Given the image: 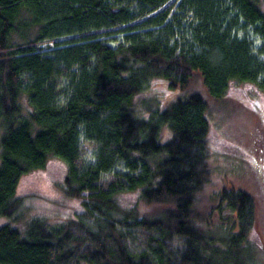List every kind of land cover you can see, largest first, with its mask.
<instances>
[{"label": "trees", "instance_id": "trees-1", "mask_svg": "<svg viewBox=\"0 0 264 264\" xmlns=\"http://www.w3.org/2000/svg\"><path fill=\"white\" fill-rule=\"evenodd\" d=\"M170 1L0 0V218H23L19 181L52 157L86 208L0 227V264H262L250 194L223 189L207 215L196 208L211 177L207 114L226 108L231 82L264 93V49L239 35L264 40V13L258 0H181L192 44L180 48ZM159 80L182 95L139 107ZM258 124L250 150L264 188Z\"/></svg>", "mask_w": 264, "mask_h": 264}, {"label": "rangeland", "instance_id": "rangeland-1", "mask_svg": "<svg viewBox=\"0 0 264 264\" xmlns=\"http://www.w3.org/2000/svg\"><path fill=\"white\" fill-rule=\"evenodd\" d=\"M180 3L181 0H171L162 11L170 10L168 23L172 25L175 35L171 39V44L176 43L178 47L184 48L192 44L189 34L191 24L187 22L185 14H182ZM258 3L264 13V0H258ZM239 35L248 37L255 52L264 49V40L256 36L252 30L244 33L240 29ZM163 37L167 39L168 35L163 34ZM259 57L264 59V56ZM182 93L170 90L165 81L159 80L148 93L138 96L136 102L140 107L145 100L156 98L164 105ZM207 118L210 124L208 142L212 154L209 161L211 177L198 197L196 209L207 215L209 210L215 207L216 194L223 189L242 190L250 194L255 201L256 219L249 240L262 249L263 253L259 255V260L264 264V237L261 239L260 233L264 225V188L258 175L252 170L256 158L254 159L250 150L253 147L250 137L255 135V140L258 141L256 139L260 129L258 123L260 121L264 123V93L252 83L231 82L227 91L226 108L213 111V115L207 114ZM170 134V129L167 128L163 142L170 139ZM88 153L85 158L91 162L92 153L90 150ZM66 175L67 164L57 157L50 158L45 168L24 175L16 192V197L22 199L23 218L17 221L1 217L0 227L8 225L24 232L28 222L34 218L77 219V215L84 213L86 208L82 199L69 198L63 191ZM139 195L138 191L123 194L118 197V201L122 207L131 208L137 203ZM213 217V221H216L215 215Z\"/></svg>", "mask_w": 264, "mask_h": 264}]
</instances>
